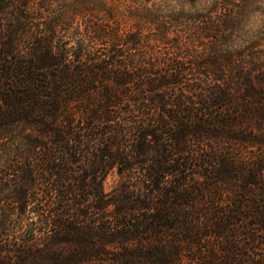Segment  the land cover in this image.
Masks as SVG:
<instances>
[{"label": "trees", "instance_id": "trees-1", "mask_svg": "<svg viewBox=\"0 0 264 264\" xmlns=\"http://www.w3.org/2000/svg\"><path fill=\"white\" fill-rule=\"evenodd\" d=\"M3 156L0 264H264V0H0Z\"/></svg>", "mask_w": 264, "mask_h": 264}, {"label": "rangeland", "instance_id": "rangeland-1", "mask_svg": "<svg viewBox=\"0 0 264 264\" xmlns=\"http://www.w3.org/2000/svg\"><path fill=\"white\" fill-rule=\"evenodd\" d=\"M6 158H7L6 156L0 157V168L3 167V165L5 164ZM119 181H120L119 174L116 171L111 172L105 179L104 182L105 190L107 192H111L114 188L117 187ZM3 203L4 201L0 199V207L2 206Z\"/></svg>", "mask_w": 264, "mask_h": 264}]
</instances>
